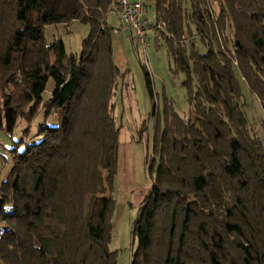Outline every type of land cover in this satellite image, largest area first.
<instances>
[{"label": "trees", "instance_id": "obj_1", "mask_svg": "<svg viewBox=\"0 0 264 264\" xmlns=\"http://www.w3.org/2000/svg\"><path fill=\"white\" fill-rule=\"evenodd\" d=\"M120 1L0 0V126L13 134L19 120L28 125L5 159L0 264L118 263L110 249L122 132L116 98L129 70L114 60L108 17L120 12ZM160 1L157 20L167 24L197 119L166 107L164 127L156 124V177L134 228L131 264H264V146L251 132L236 77L237 70L264 111V0H218L219 28L232 35L228 62L214 47L200 0L186 12L207 48L194 57L181 46L183 0L178 19ZM75 22L91 27L80 56H67L62 41L47 43L48 26ZM51 79L55 95L43 105ZM42 112L58 124L27 141ZM148 132L144 121L139 140Z\"/></svg>", "mask_w": 264, "mask_h": 264}, {"label": "rangeland", "instance_id": "obj_2", "mask_svg": "<svg viewBox=\"0 0 264 264\" xmlns=\"http://www.w3.org/2000/svg\"><path fill=\"white\" fill-rule=\"evenodd\" d=\"M200 1L207 22L211 26L214 47L217 51L225 53L227 59L225 58L223 61L228 62L232 58L230 50L233 51V47L231 43L227 42V36L230 35L232 38V35L229 32L227 36L221 33L218 25V0ZM183 2L182 13L186 36L181 46L187 50L188 55L194 57L196 52L206 53L207 48L201 38L197 36L196 28L192 25L189 26L186 12L191 10L190 0H183ZM160 3L166 10L170 8L174 17L178 19L179 0H161ZM147 4H149V0ZM149 7L150 15L154 17L156 7L152 4ZM108 23L113 27L120 26L113 15L109 16ZM90 33L89 25L75 22L68 26H48L45 30V39L49 45L62 41L65 44L67 56L72 54L80 56ZM163 33L165 36L162 35V32H148L145 49L139 44L133 32L132 36L130 34L121 36L114 34V60L122 69L129 70L128 80L125 83L119 81L120 86L116 98L118 104L116 117L122 127V132L118 174L111 194L114 200V211L111 219L113 231L110 249L118 253L117 264H131L133 253L138 246L134 228L140 216L142 203L152 189L156 177L155 169L152 170L154 131L158 124L164 127L166 107L169 110L172 109L186 121L190 120L192 124H195L197 119L196 113L191 110L189 104L188 89L185 86L187 76L179 69L170 54L168 31L163 30ZM145 71L150 74L152 79L153 99L149 94ZM236 77L241 87V101L251 123V132L262 141L264 146V111L261 102L257 96L251 94L237 70ZM54 91L55 81L51 79L43 95V105L52 99V96L55 95ZM144 121H148L149 132L140 141L137 132ZM45 124L51 127L56 126L58 124L57 117H52L46 123L44 112L40 113L31 126V136L27 141L36 140L41 127ZM27 128L28 125L23 120L18 121L13 134L7 132L5 123L3 127L0 126V185L7 178L10 169L5 159L10 160L9 151L15 143L24 139V131ZM174 129L180 133L181 123L176 122ZM104 176L106 178L107 173H104ZM109 196L110 194L106 195V198Z\"/></svg>", "mask_w": 264, "mask_h": 264}, {"label": "built area", "instance_id": "obj_3", "mask_svg": "<svg viewBox=\"0 0 264 264\" xmlns=\"http://www.w3.org/2000/svg\"><path fill=\"white\" fill-rule=\"evenodd\" d=\"M119 20L121 25L131 29L139 44L145 49L147 47L146 37L149 31L156 33L166 30L167 24L153 20L146 16L143 0L132 2L131 0L120 1ZM5 223H0V230L6 229Z\"/></svg>", "mask_w": 264, "mask_h": 264}, {"label": "crops", "instance_id": "obj_4", "mask_svg": "<svg viewBox=\"0 0 264 264\" xmlns=\"http://www.w3.org/2000/svg\"><path fill=\"white\" fill-rule=\"evenodd\" d=\"M132 2H135V1H137V0H131ZM143 3H144V7H145V9H146V16L148 17V18H151V19H153V20H157V18H158V12H157V2H155V0H149V4H147L148 3V0H143ZM153 5V6H155L156 7V12H155V15H154V17L153 16H151L150 15V11H149V6L150 5ZM152 7V6H151ZM115 16V21L117 22V23H119L120 24V26L119 27H117V26H111L113 29H114V34L115 35H117V36H121L122 34L123 35H127V34H130L131 36H132V32H131V29L129 28V27H123V25H121V23H120V20H119V13H116V12H113V13H111L109 16ZM109 18V17H108ZM125 30V31H124ZM150 32V31H149Z\"/></svg>", "mask_w": 264, "mask_h": 264}]
</instances>
